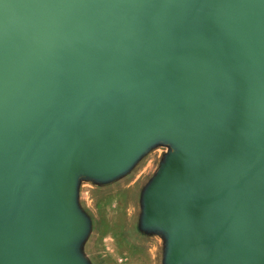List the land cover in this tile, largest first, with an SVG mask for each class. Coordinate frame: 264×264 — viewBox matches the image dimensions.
Instances as JSON below:
<instances>
[{
	"label": "water",
	"instance_id": "1",
	"mask_svg": "<svg viewBox=\"0 0 264 264\" xmlns=\"http://www.w3.org/2000/svg\"><path fill=\"white\" fill-rule=\"evenodd\" d=\"M154 149L162 264H264V0H0V264H93L82 183Z\"/></svg>",
	"mask_w": 264,
	"mask_h": 264
},
{
	"label": "rangeland",
	"instance_id": "2",
	"mask_svg": "<svg viewBox=\"0 0 264 264\" xmlns=\"http://www.w3.org/2000/svg\"><path fill=\"white\" fill-rule=\"evenodd\" d=\"M163 155L150 151L114 183H82L79 202L93 224L83 252L93 264H162V237L139 232L138 224L141 192L160 168Z\"/></svg>",
	"mask_w": 264,
	"mask_h": 264
}]
</instances>
